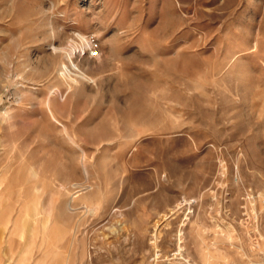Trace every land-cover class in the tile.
Masks as SVG:
<instances>
[{
	"label": "rangeland",
	"instance_id": "374dc122",
	"mask_svg": "<svg viewBox=\"0 0 264 264\" xmlns=\"http://www.w3.org/2000/svg\"><path fill=\"white\" fill-rule=\"evenodd\" d=\"M0 264H264V0H0Z\"/></svg>",
	"mask_w": 264,
	"mask_h": 264
},
{
	"label": "bare ground",
	"instance_id": "6f19581e",
	"mask_svg": "<svg viewBox=\"0 0 264 264\" xmlns=\"http://www.w3.org/2000/svg\"><path fill=\"white\" fill-rule=\"evenodd\" d=\"M66 76V75H65ZM66 79V81L67 82H76V80L75 79H73V78H70L69 76H67V78H65ZM189 205L190 204V202H188L187 200H182V201H180V202H178L176 205H175V207L174 208H172L171 209V215H173V214H175L176 212H178L179 210H181L184 206H186V205ZM165 215V214H164ZM156 236V235H155ZM157 238V237H156ZM181 245V244H180ZM179 246V245H178ZM181 250V249H180Z\"/></svg>",
	"mask_w": 264,
	"mask_h": 264
},
{
	"label": "built area",
	"instance_id": "2783aa9c",
	"mask_svg": "<svg viewBox=\"0 0 264 264\" xmlns=\"http://www.w3.org/2000/svg\"><path fill=\"white\" fill-rule=\"evenodd\" d=\"M89 54H90L91 56H95V55L97 54V50H96V48L91 47V48H90V52H89Z\"/></svg>",
	"mask_w": 264,
	"mask_h": 264
}]
</instances>
